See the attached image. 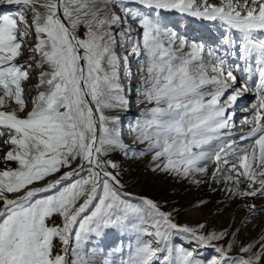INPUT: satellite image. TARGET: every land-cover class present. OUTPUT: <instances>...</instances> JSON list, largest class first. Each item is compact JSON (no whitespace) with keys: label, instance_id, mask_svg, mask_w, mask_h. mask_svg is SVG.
Here are the masks:
<instances>
[{"label":"snow or ice","instance_id":"1","mask_svg":"<svg viewBox=\"0 0 264 264\" xmlns=\"http://www.w3.org/2000/svg\"><path fill=\"white\" fill-rule=\"evenodd\" d=\"M0 6H15L0 12V264H264V233L244 242L238 228L181 224L128 191L118 162L146 159L264 213L254 202L264 199V0ZM205 22L219 38L190 35ZM217 39L223 51L209 46ZM137 77L145 107L126 143L121 113Z\"/></svg>","mask_w":264,"mask_h":264},{"label":"rangeland","instance_id":"2","mask_svg":"<svg viewBox=\"0 0 264 264\" xmlns=\"http://www.w3.org/2000/svg\"><path fill=\"white\" fill-rule=\"evenodd\" d=\"M2 11H15V6H0V12ZM170 19H175V17L172 16ZM205 23L208 24L207 29L200 25H194L190 35L207 36L209 34L208 29H210L211 34L219 38L221 32L224 31L218 24ZM209 46L223 51L220 48L219 39ZM133 71H135V68ZM130 83L133 86L132 91L129 93L131 107L126 113H121L124 119L123 131L126 143L131 142L128 135L129 124L140 116L142 109L145 107L136 96L139 78L137 77ZM254 102L255 95L252 92L244 94L237 101L234 109V121L237 131L240 128L241 119L249 115V110ZM118 162L121 164L122 181L126 183L128 191L153 199L161 205L163 210L172 212L175 219L181 224L196 226L199 223H204L208 231L228 229L231 232L238 228L239 239L244 242L258 240L260 235L264 233V213L257 212L249 215L248 209L243 206V202L226 199L224 193L212 191L208 184L196 185L188 181L181 182L171 176L152 172L147 166L148 161L146 159L135 161L121 154L118 157ZM212 187H216V185ZM201 200L208 203L202 207L198 206ZM254 202L258 208L264 205V199H257ZM176 213H179V215H176ZM228 239H231V237ZM181 243L188 246L186 242L181 241ZM191 247L195 248L196 246L193 244ZM213 255L215 253L212 249L198 250V258L211 259Z\"/></svg>","mask_w":264,"mask_h":264},{"label":"bare ground","instance_id":"3","mask_svg":"<svg viewBox=\"0 0 264 264\" xmlns=\"http://www.w3.org/2000/svg\"><path fill=\"white\" fill-rule=\"evenodd\" d=\"M185 208V207H184ZM201 218V217H200ZM196 225V224H195ZM211 228V227H210ZM215 230V229H214ZM211 231V230H210ZM213 231V230H212Z\"/></svg>","mask_w":264,"mask_h":264}]
</instances>
